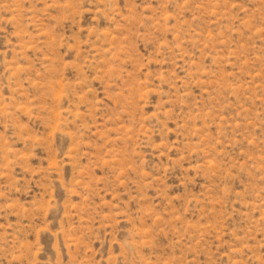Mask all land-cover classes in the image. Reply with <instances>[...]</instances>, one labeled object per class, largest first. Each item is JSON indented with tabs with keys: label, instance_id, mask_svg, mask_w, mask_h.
Wrapping results in <instances>:
<instances>
[{
	"label": "rangeland",
	"instance_id": "obj_1",
	"mask_svg": "<svg viewBox=\"0 0 264 264\" xmlns=\"http://www.w3.org/2000/svg\"><path fill=\"white\" fill-rule=\"evenodd\" d=\"M0 264H264V0H0Z\"/></svg>",
	"mask_w": 264,
	"mask_h": 264
}]
</instances>
